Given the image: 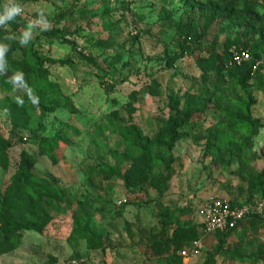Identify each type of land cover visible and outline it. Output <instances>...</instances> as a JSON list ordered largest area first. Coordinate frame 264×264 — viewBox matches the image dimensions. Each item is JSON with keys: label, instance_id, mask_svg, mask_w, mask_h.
<instances>
[{"label": "rangeland", "instance_id": "374dc122", "mask_svg": "<svg viewBox=\"0 0 264 264\" xmlns=\"http://www.w3.org/2000/svg\"><path fill=\"white\" fill-rule=\"evenodd\" d=\"M12 6L20 12L0 45V192L24 151L29 172L60 192L40 198L47 218L21 225L15 245L0 222V264H264V0H0V14ZM233 48H259L257 72L232 65ZM183 111L194 114L186 125ZM56 134L66 139L55 162L38 146ZM208 198H251L259 210L223 238L203 234ZM78 222L99 248L79 239ZM194 230L203 249L184 260L181 239Z\"/></svg>", "mask_w": 264, "mask_h": 264}, {"label": "trees", "instance_id": "16d2710c", "mask_svg": "<svg viewBox=\"0 0 264 264\" xmlns=\"http://www.w3.org/2000/svg\"><path fill=\"white\" fill-rule=\"evenodd\" d=\"M23 1V0H20ZM32 2H37L39 0H29ZM19 2L16 1V4ZM7 20V19H6ZM6 20L3 23H0V45H2L3 38L5 37V30L3 29V25L6 23ZM188 40H191L192 37L188 36ZM198 48L193 46H186L182 49L183 53L186 54H192L194 51H196ZM236 49H242L247 50L250 54V60L248 62H245L241 64L240 66H236L237 68H240L244 71L245 74L253 73L252 71V65L256 62H258V58L260 57V49L257 48L255 50H251L248 48H236ZM32 57H34V60L36 61V65L39 70L44 69V63L45 61L38 56L36 51H32ZM228 57L229 52H228ZM169 65L171 66L172 60H168ZM16 63L19 64V61ZM52 63V62H51ZM259 69V64L258 68ZM254 71L255 72H257ZM41 79V78H40ZM179 97H175L171 99V107L175 108L177 107ZM194 114L189 111H183L182 112V125H186V123L193 121ZM170 126L167 129L168 132V138L173 142L177 138L176 134V127H174V123L177 124L176 121L172 118L170 120ZM131 137L137 136V132L133 130H129L127 132ZM65 140V135L56 134L54 138L50 139V142L44 141L39 142L38 146V152L40 155L45 156L50 161H57V148L59 147L58 143L59 140ZM53 142V143H52ZM55 143V144H54ZM57 143V145H56ZM35 162V158L32 154L28 152H22L21 159H20V165L18 167V173H16V176L11 180L10 186L6 191L0 192V222H1V230L3 231L4 235L8 237L9 245H15L16 241L19 239V234L17 231L21 227V225H25L24 228L26 230H29L30 228L36 227V224H32L31 219L34 217H42L47 218V214L44 212L43 208L41 207L39 200L42 196H44L47 193V190L51 189L56 192H60V188H55V186L52 183L51 179L45 178L43 176H38L35 174H31L27 167ZM8 158L6 156V150L4 149V145L0 144V167L6 169L8 168ZM229 203L231 205H241V204H249V203H258L255 200H251V198H248L244 201H234L228 199ZM127 200L125 201V203ZM121 206H124V204H121ZM257 215V213H253L252 215L248 216L244 221L238 223L236 228L224 232H216L220 235L221 238L227 236L231 232L237 230V228L247 220H250L254 218ZM198 227L202 231L203 234L204 228L203 224L198 222ZM76 225V233L79 239H85L92 248L97 249L100 246V240L99 236L94 234L93 231L85 224V223H75ZM4 236V237H5ZM179 236V230H173L171 234V240H174L178 238ZM201 236H198L196 231L194 230L191 234L187 235L185 238H182L181 241H184L183 246L178 250V255L181 258L179 252L186 246H189L194 240L201 239ZM202 240V239H201ZM6 241L3 243L2 246H0V254L4 253L6 251L7 245L5 244ZM203 242V241H202ZM5 248V249H4ZM219 248V245L214 247V250H217ZM4 249V250H3ZM202 252V251H201ZM208 256V255H207ZM209 260V256L206 258L203 264H205Z\"/></svg>", "mask_w": 264, "mask_h": 264}, {"label": "built area", "instance_id": "2783aa9c", "mask_svg": "<svg viewBox=\"0 0 264 264\" xmlns=\"http://www.w3.org/2000/svg\"><path fill=\"white\" fill-rule=\"evenodd\" d=\"M229 60L232 65L240 66L250 60V54L247 50L230 49ZM259 62L252 65V71H256ZM121 205V201L118 202ZM124 203V201H123ZM258 203H249L241 205H231L226 198H208L198 209L200 223L203 224L205 234L224 232L236 228L238 223L244 221L248 216L257 213ZM203 249L201 239L194 240L189 246L184 247L180 256L184 260H190L200 255Z\"/></svg>", "mask_w": 264, "mask_h": 264}, {"label": "clouds", "instance_id": "9594fccd", "mask_svg": "<svg viewBox=\"0 0 264 264\" xmlns=\"http://www.w3.org/2000/svg\"><path fill=\"white\" fill-rule=\"evenodd\" d=\"M19 12H20L19 7H16V6L6 7L3 14H0V23H3L6 19L13 18ZM27 35H28L27 33L24 34L25 39L27 38ZM3 51L4 49L0 48V57H2Z\"/></svg>", "mask_w": 264, "mask_h": 264}]
</instances>
